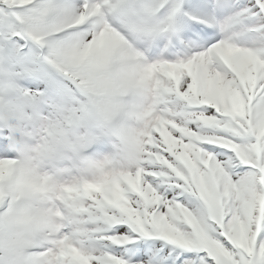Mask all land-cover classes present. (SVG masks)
<instances>
[{
    "label": "snow or ice",
    "instance_id": "6c2138e0",
    "mask_svg": "<svg viewBox=\"0 0 264 264\" xmlns=\"http://www.w3.org/2000/svg\"><path fill=\"white\" fill-rule=\"evenodd\" d=\"M0 264H264V0H0Z\"/></svg>",
    "mask_w": 264,
    "mask_h": 264
}]
</instances>
